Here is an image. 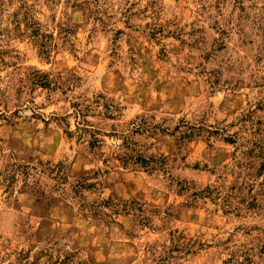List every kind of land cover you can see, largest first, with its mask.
Here are the masks:
<instances>
[{
	"label": "rangeland",
	"instance_id": "1",
	"mask_svg": "<svg viewBox=\"0 0 264 264\" xmlns=\"http://www.w3.org/2000/svg\"><path fill=\"white\" fill-rule=\"evenodd\" d=\"M262 27L264 0H0V264H264Z\"/></svg>",
	"mask_w": 264,
	"mask_h": 264
},
{
	"label": "trees",
	"instance_id": "2",
	"mask_svg": "<svg viewBox=\"0 0 264 264\" xmlns=\"http://www.w3.org/2000/svg\"><path fill=\"white\" fill-rule=\"evenodd\" d=\"M31 31L34 32L33 35H35L34 29H32ZM157 31H159L158 28L150 27L148 34L153 36L155 34V32H157ZM262 31H263L262 33L264 34V27H262ZM262 41H263L262 45L264 46V38ZM38 51L40 53H46L47 52V45H45L44 43H42V41H40L38 43ZM38 76H39L38 78L33 79V83L35 85L43 87V88H49L50 82L47 79L46 75L43 73V74H38ZM74 114L76 115L77 118L79 117V112L77 110L74 111ZM78 120H79V118H78ZM137 161L146 165L147 162L149 161V159L142 157V156H138ZM145 168H148V167H145ZM151 168H148V169H151Z\"/></svg>",
	"mask_w": 264,
	"mask_h": 264
}]
</instances>
